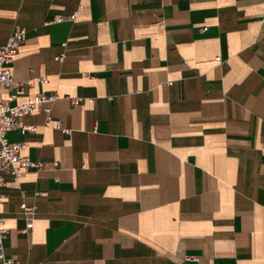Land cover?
I'll return each instance as SVG.
<instances>
[{"label": "crops", "instance_id": "0c3cea01", "mask_svg": "<svg viewBox=\"0 0 264 264\" xmlns=\"http://www.w3.org/2000/svg\"><path fill=\"white\" fill-rule=\"evenodd\" d=\"M16 26L11 103L56 99L8 134L45 163L2 173L9 257L264 264V0H0Z\"/></svg>", "mask_w": 264, "mask_h": 264}, {"label": "built area", "instance_id": "2783aa9c", "mask_svg": "<svg viewBox=\"0 0 264 264\" xmlns=\"http://www.w3.org/2000/svg\"><path fill=\"white\" fill-rule=\"evenodd\" d=\"M75 16L76 15H73L72 18H75ZM59 20H63V18H60ZM205 30V28L202 29V31ZM25 41L26 29L16 26L12 30L7 41L0 45V188L6 183L2 174L4 170H10L14 177V182L19 184L20 175L24 170H43L45 166L44 162L34 161L28 156L22 154L21 148L23 143H11L8 137L9 132L15 129H19L22 134L35 132L37 129L36 126L28 125L23 122V117L27 114L33 113L34 111L47 113V122H49L51 120V107L46 104H49L56 99V96L54 95L41 94L20 103H11L12 100L17 98L18 93L24 85V82L15 79L11 65L14 61L15 55L18 53ZM56 59L61 61L64 59V55H59ZM171 83L172 82L170 81L169 84ZM2 88L13 90L10 98L6 99L3 97L1 92ZM57 126L63 128L60 122L57 123ZM63 129L66 133L70 132L68 129ZM52 165L53 169H56L59 163L55 161ZM2 198L3 196L0 192V203ZM21 207L23 212H33V208L27 206L25 203H23ZM32 226L33 222L30 220L23 231L30 230ZM8 231L9 229L5 227V218L1 215L0 211V264H23L15 257H9L5 252L4 242ZM186 259L196 260L197 257L187 256Z\"/></svg>", "mask_w": 264, "mask_h": 264}]
</instances>
